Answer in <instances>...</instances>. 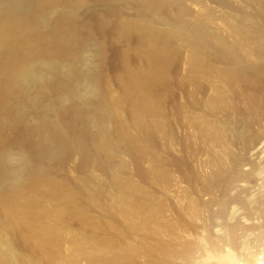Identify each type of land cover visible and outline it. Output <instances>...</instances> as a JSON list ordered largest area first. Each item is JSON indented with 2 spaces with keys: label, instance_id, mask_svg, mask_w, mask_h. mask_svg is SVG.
I'll use <instances>...</instances> for the list:
<instances>
[{
  "label": "bare ground",
  "instance_id": "6f19581e",
  "mask_svg": "<svg viewBox=\"0 0 264 264\" xmlns=\"http://www.w3.org/2000/svg\"><path fill=\"white\" fill-rule=\"evenodd\" d=\"M103 1L106 5L111 1L118 4V6L117 4L114 6L112 2L111 5L115 8L110 7L116 9L114 10L117 15L116 27L122 30L125 34L124 40L129 44L125 49L123 47L122 50L121 48L114 49L116 46L113 45H117V43L112 40L114 38L109 39L111 36L107 34L109 33L108 27H110L109 24L107 26V20L109 19V22L111 20L108 17L109 13L100 15L98 12H93L90 16L88 13L86 19L76 15L80 11H85L84 7L81 10L84 0H0V264H79V259H84L87 264H137L139 261L136 262V258L142 257L140 253L145 254L144 258L148 257V264H164L166 262L170 264L173 260L177 261L176 257L180 252V255L187 259L191 248L188 250L189 253L185 250L189 248L175 253L179 250L177 248L178 250L175 252L172 250V253L171 249L169 251L170 245H163L166 240L164 241L161 237L156 238L155 235L158 237L164 234L161 232L163 228L158 225L163 220L161 214L166 211L165 209L163 212V209L165 207L171 209V207L162 204L167 200H164L165 197L161 200L162 203L157 200L158 203H161L159 205L154 201L157 206H153V201H151V205H147L150 197H147L146 191L150 194V190H146L144 187L146 186L145 180L149 177H144V189L137 188L138 186L134 188V185H131L129 181L132 182L135 173L131 180L129 173L127 176V172L131 169L130 165L137 167L138 163L147 162L148 174L156 180V183L150 184V186L154 187L156 184H160L161 187L158 188L162 189V183L165 184V187L170 185L166 183L169 179L167 164L171 158H168L166 164L165 159L170 155L164 158L166 153L165 151L161 152L162 148L159 144L157 146L158 149L160 147V151L157 150L156 140L159 143V140L164 139V146L167 145L166 142L168 144L175 142L176 145L173 144V146L178 148L176 142L180 140L176 141L177 138L175 139L176 132H173L171 120L175 119H172L174 114H177L178 118L181 113V119L191 125L189 128L192 130L189 132L194 130L196 136L206 139L207 142L205 140L201 142L207 143V154L212 148H218L221 151L218 155L209 153L210 159L208 158V160L210 162L205 159L203 161L206 162V167L208 163V165L212 163L213 166H216L215 171L211 175H207V184L202 178L208 190L216 189L219 185L217 183L221 182L220 172L223 178L225 176L224 170L226 169L221 164L223 156H229L226 159L229 160L230 156H236L238 153L233 155L234 145L231 149L228 147L229 138L227 135L230 133L229 131L232 128L236 130L238 119L239 122L244 120L245 124H249L255 120V118L252 120L251 117L264 116V93L257 90V86L264 84V70H260V72L255 66L256 60L259 62L261 55H264V36L259 34L252 21L256 14L259 16L260 13L264 14V0H242L243 5L238 3L242 6L243 11H241L247 17L246 19L244 16V22L247 23L243 26L242 22L236 25L235 19H233L237 18L236 14L239 15L237 11L236 14L224 13L227 16L222 14L224 17L221 18L216 10L213 9L216 11L215 15L218 13V16L214 15V11H210L212 9L207 10L203 2L198 3L202 0H183L185 4L189 2L202 8L201 14L192 13L191 17L193 18H190L188 11L190 9L187 10V6L182 0ZM223 1L225 3V0ZM85 4L87 3L85 2ZM93 4L95 5V3ZM104 4L102 3V6ZM131 4L135 5L132 6L135 12L126 10L130 8L126 6ZM235 6L233 7L235 8ZM225 7L227 8V6ZM108 8L106 6L105 10ZM237 8L235 10L239 11ZM235 10L232 11L235 12ZM161 11L164 13L169 11L170 14L167 16L163 14L164 16L161 17L159 14ZM248 11L252 14H248ZM85 15L87 14L85 13ZM156 16H158L157 19L153 18ZM111 17L113 20V16ZM217 17L220 18L221 27L215 26L214 30L209 31L210 24L217 23L219 26V22H216ZM111 23L113 22H110V25ZM133 32L138 35L137 39L144 38L146 48L145 46L142 48L145 50L141 47L134 48V45L137 46V41L133 39L134 36L131 37ZM221 36H230L233 41L226 44L230 39H219ZM260 37H263L262 44ZM207 39H213V41L216 39L217 44H220L217 50L221 49L222 51L217 52L215 49L217 44L210 46L211 43H207L210 42ZM254 39L255 41L260 39V41L256 43L257 47L253 50L250 42L253 43ZM207 44L211 47L210 49L208 47L209 50ZM223 47L227 49L224 50ZM242 48H248L245 54L247 57L240 53L239 50ZM135 49L147 59L145 67L133 63L132 55H134ZM181 51L185 53L186 60L188 59L187 63L186 60L182 61L189 64L190 68L187 66L189 72L183 79H179L176 73L173 74V68L171 69L172 60H175L176 56L179 57ZM214 52L222 59V68L221 64H214L215 60L211 62L210 56ZM250 58L251 60H249ZM262 58L264 59L263 56ZM108 59L109 61H107ZM106 62L117 70L115 72H118L117 78H111L108 72H100L101 67L105 66L102 64ZM176 62L175 60L173 63ZM187 68L185 70H188ZM173 77L177 78L180 86L191 84L194 88L190 92L192 97L189 95L192 102L184 101V103L180 99V104L174 103L175 111L169 117V114L166 113L165 103L173 99L171 90L174 85L169 84L170 81L168 82ZM215 77L216 80H219L216 81L217 84L212 82L211 86L208 81L210 82V78L212 81ZM203 79H208V81ZM201 82H207V85L209 84L211 87L208 86L212 89L210 92L218 94L215 98H207L209 99L208 104L207 99L205 101L204 108L208 107L212 114L205 111L206 109L202 107L203 104H201V108L204 110H198L200 104H197L195 98L192 99L197 97L195 91L202 84ZM166 96L169 98L168 102ZM164 97L166 101H164ZM196 106L198 107L196 108ZM243 106L246 107L243 108ZM201 108L199 107V109ZM215 109L219 111L215 112ZM219 113L224 116V120L220 119L221 122L215 119L219 118L217 117L220 115ZM248 119L252 121L250 122ZM175 127L173 126V128ZM245 127L248 128V126ZM234 130L232 133L237 134L238 131L234 132ZM189 132L187 134H190ZM262 132L264 130H261V134H263ZM199 138L195 140L198 142ZM252 138L254 137L252 136ZM263 140L260 142L262 144L258 145V150H264ZM191 142L187 143V147L189 145L191 147L194 141ZM246 143L247 145H243V147L246 146L245 148L252 142ZM160 145L162 144L160 143ZM170 146L169 144L167 149ZM170 150L169 152H171ZM173 150L174 148H172ZM255 150L257 151V148ZM169 152L167 151V153ZM259 152L261 151H257V153ZM237 155L239 156V153ZM72 157L77 158L80 162V164L77 163V166L80 165V167H75L74 171L71 170L72 174H75L74 172L78 168L79 170L82 168V172L85 169L89 171L90 175L87 174L83 180L79 179L77 175L80 171L75 176L72 175L71 178L74 180H70L60 173L66 162L74 160ZM195 157L197 156L195 155ZM187 162L184 166L187 165ZM241 162L238 158H233L232 165L236 167ZM180 163L178 164L180 165ZM182 163L184 164V160ZM191 163L196 167L195 161H191ZM197 164L203 165L199 162ZM197 168L196 173H193L195 177L204 175H201L204 169L201 172ZM190 169L191 171H189ZM192 169L189 166L186 167V171L192 172ZM137 170L142 175L143 172L138 167ZM132 171L129 172L132 173ZM173 171L171 172L173 173ZM198 171L199 174L196 175ZM124 176H127L129 180ZM229 177H233L231 181L239 178L237 175ZM94 178L95 183L91 188L89 186L90 183H93ZM228 179L230 180V178ZM151 180L153 179L150 178ZM133 182L132 184H134ZM141 182L139 181L138 185H142ZM199 182L201 180L197 183ZM147 187H149L148 182ZM152 187H149L152 194H150V199L154 197L153 193L156 194L153 192L156 186ZM192 192H188L186 196ZM163 194L167 195L168 193ZM226 199L225 197L223 200L226 202ZM190 200L191 198L188 201H194L195 198ZM168 202H164V204L167 205ZM180 203L182 205L181 201ZM193 203L195 204V201ZM112 204L111 213L103 212L106 206ZM93 205L97 209L93 208L92 211ZM184 206L179 207L183 209ZM179 207H177L178 211L181 210ZM198 207L197 204L193 205L191 202L187 209L185 206L184 210L193 214ZM169 209L166 212L171 215V210L168 212ZM95 210H100V215ZM101 210H103L102 213ZM167 213L166 215L169 216ZM169 221L171 222V220ZM102 228H106L107 231L109 229L110 235L102 234L106 231ZM101 229L104 230L102 233ZM151 234L156 240L162 239L163 243L155 244V241L150 244V241L153 242ZM176 236L173 235L174 238L171 236L175 239L174 241H176ZM22 243L27 248H23ZM169 243L171 241L167 244ZM239 243L241 244V242ZM177 246L179 247V244ZM177 246H173L174 249ZM157 251L164 255L161 257ZM258 254L257 252L256 256ZM260 254L258 257L254 254L253 257L256 259L251 258L250 262L242 260L247 264H264V255ZM227 256H229V252L222 258H227ZM189 257L191 258L192 255ZM222 258L223 261L224 258ZM253 259L255 260L253 261ZM235 260L233 264L244 263H240L242 260L240 262Z\"/></svg>",
  "mask_w": 264,
  "mask_h": 264
},
{
  "label": "rangeland",
  "instance_id": "374dc122",
  "mask_svg": "<svg viewBox=\"0 0 264 264\" xmlns=\"http://www.w3.org/2000/svg\"><path fill=\"white\" fill-rule=\"evenodd\" d=\"M94 1V2H93ZM88 0V2H87V0H84V2H82L83 4H82V9L81 10H83V7L85 8V11L83 12V11H80V12H78L76 15L78 16L79 15V18L81 17V18H83V19H86V17H88V13H89V16L91 15V14H93V12H98L100 15H102V13L104 14V15H108V13H109V15H108V17H110L111 18V20H110V22H113V23H111V25H110V22H109V19H108V17H107V26H108V24H109V26L110 27H108V32L109 33H107L108 35H111L110 37H109V39L112 37V38H114V39H112V40H115L114 42H116L117 43V45L116 44H114L113 46L115 47L114 49H120L121 48V50L124 48H126L127 47V45H129L128 44V42H126V40H124V35L125 34H123V32H122V30L120 29V28H118L117 29V18H116V14H115V11L114 10H116V9H112V8H115L114 6H116L115 4H117V2H113V1H111V3L110 4H104V1L103 0H99L100 2H102L104 5L102 6V3H98L99 1H96V0ZM183 1V0H182ZM242 0H225V3H224V1L223 0H202V1H198V3H201V2H203V4L204 5H206L205 7H207V10H210V9H212V10H210V11H214V10H216L220 15H219V17H221V18H223L224 16L223 15H225L226 13H232V14H236V11L239 13V15L242 17V19H241V17L238 15V14H236L237 16V18H233V19H235V22H236V25H238L239 23L241 24V22H242V26H243V24H246L247 22H244L245 21V18H244V16L246 17V15L242 12L243 11V9H242V6H240V5H243V2H241ZM85 2L87 3V4H89V5H87V4H85ZM112 2H113V5H111L112 4ZM219 2V3H218ZM221 2V3H220ZM93 3H95V5L93 4ZM129 4L131 3L130 1L128 2ZM183 3H184V5H186L187 7V10L188 9H190V10H188L189 12H190V18H193V17H191V15H192V13L193 14H197V15H199V14H201L202 13V8L200 7V6H198V5H196V4H190L189 2H186V4H185V2L183 1ZM206 3V4H205ZM240 5H239V4ZM222 6H221V5ZM224 4H225V6H227V8L224 6ZM238 4V5H237ZM84 5V6H83ZM220 5V6H219ZM235 5H237V6H239L238 8H237V6H235ZM85 6H87V7H85ZM106 6H107V8H108V6H109V8L108 9H110V10H108V9H106L105 10V8H106ZM110 6H112V8L110 7ZM117 6H118V4H117ZM132 6L134 7L135 5H128V6H126V7H130V8H128V9H126V10H130V11H132L133 10V8H132ZM209 6V7H208ZM233 6H235V8H237V9H239V11L238 10H235V8L233 7ZM199 7H200V9H199ZM204 7V6H203ZM224 7V8H223ZM91 9V10H88V9ZM223 10H222V9ZM214 9V10H213ZM235 10V12L234 11H232V10ZM199 10V11H198ZM242 10V11H241ZM87 11V12H86ZM108 11V12H107ZM134 11V10H133ZM216 11H214L213 13H214V15H215V12ZM226 11V12H225ZM231 11V12H230ZM81 12H83V13H81ZM92 12V13H91ZM118 13H119V11H117ZM135 12V11H134ZM80 13V14H79ZM85 13L87 14V15H85ZM107 13V14H106ZM218 13H216V15L215 16H218L217 14ZM225 13V14H224ZM250 13V11H248V14ZM256 13V12H255ZM255 13H253V14H255ZM82 14V15H81ZM160 14V16L162 17V16H167L168 14H170L169 13V11L168 12H163V11H161V13H159ZM164 14V15H163ZM223 14V15H222ZM252 14V12L250 13V15ZM194 15V16H195ZM258 14H256V16H257ZM261 15H263L264 16V14H261L260 13V16L258 17H256V16H254L253 18H254V20H252L253 22H254V26H255V28H257L258 29V31H259V34L261 33V35H263L264 36V17L263 16H261ZM111 16H113V20H112V17ZM159 16V15H158ZM158 16H156V17H153V18H156L157 19V17ZM193 16V15H192ZM225 16H227V15H225ZM229 16H231V14H229ZM161 17H159V18H161ZM219 17H217V19H216V22H219L220 21V18ZM238 17H239V19H238ZM114 18H116L115 19V21H114ZM214 19L216 18V17H213ZM219 18V19H218ZM240 19H241V21H240ZM244 19V20H243ZM246 19H247V17H246ZM155 20V19H154ZM231 21H232V19H230ZM119 21V20H118ZM173 22H175V21H173ZM233 23V22H232ZM238 23V24H237ZM113 25H114V28H113ZM221 25V22H219V26H218V24L217 23H212V24H210L209 25V31H212V29L216 26V27H221L220 26ZM116 27V28H115ZM245 27V26H244ZM120 29V30H119ZM214 30V29H213ZM202 32H204L205 33V31H203L202 30ZM201 32V33H202ZM112 34H114V36H112ZM259 34H258V36H259ZM117 38H116V37ZM134 36V37H133ZM101 37V36H100ZM131 37H133V39L134 40H136L137 42H136V44H137V46L136 45H134V48H139V47H143V46H145L144 45V38H140V39H137L138 38V35L135 33V32H133V34H132V36ZM117 40H116V39ZM259 38V37H258ZM261 38V37H260ZM263 38V37H262ZM261 38V44L263 43V39ZM219 39H222V40H224V39H230L229 41H227V42H229V43H227L226 42V44H230V41L232 40V37H230V36H221V37H219ZM111 40V39H110ZM208 41H210V42H207V43H211L210 44V46H213L214 44H217V40L215 39L214 41H213V39H211V40H209V39H207ZM216 41V42H215ZM219 41V40H218ZM233 41V40H232ZM231 41V42H232ZM253 41V43L252 42H250V46H251V44H252V48H253V50L254 49H256V47H257V44L256 43H258L259 41H260V39H259V41H255V39L254 40H252ZM123 42V43H122ZM132 42H133V40H132ZM141 44H140V43ZM148 43V42H147ZM147 43H146V45H147ZM112 44H113V41H112ZM125 44V45H124ZM134 44H135V41H134ZM264 44V43H263ZM140 45V46H139ZM142 45V46H141ZM208 45V44H207ZM218 45H220V44H217V45H215V49H216V51L218 52V51H220L221 49H218L217 50V48H219L220 46H218ZM253 45H255V46H253ZM209 45L207 46V49H208V47H209V49L211 48ZM224 46L226 47V45L224 44ZM250 46H248V47H250ZM123 47V48H122ZM145 48H146V46H145ZM147 48H148V46H147ZM224 48V47H223ZM243 48H245V47H243ZM241 49V50H239L240 51V53L242 54H244V56H245V54L247 53L246 51H248V48H246V49ZM143 49V48H142ZM149 49V48H148ZM208 49V50H209ZM225 49H227V48H224V50ZM143 50H145V49H143ZM147 50V49H146ZM223 50V51H224ZM222 51V50H221ZM134 53V55H132V61H133V63L135 64V65H137V66H141L142 65V67H143V65L145 64L146 65V61H147V59H145V57L140 53H138V51L136 52V49H135V51H133ZM182 52V51H181ZM215 53V54H214ZM211 56H210V60H211V62H214V60L216 61V63H214L215 65H219V64H221V68L223 67L222 66V59L220 58V56H218V55H216V52H214ZM218 54V53H217ZM242 54V55H243ZM254 54L256 55V53H255V51H254ZM137 55H141V56H137ZM144 58H143V57ZM243 56V57H244ZM262 56L264 57V55L262 54L261 55V58H259V62L256 60V62L255 63H257L255 66L259 69V71L261 70V71H263L264 70V59L262 58ZM179 57H180V59H179ZM176 56V63H173V62H175V60H172V66H171V69H172V71H173V74L174 73H176V75L179 77V79H183L184 78V76H185V78L187 77V74H188V72H189V64H186L188 61V59L186 60V58H185V53L184 52H182V53H180V56ZM245 57H247V56H245ZM177 58H178V60H177ZM218 58V59H217ZM219 58H220V60H219ZM248 59V58H247ZM182 60H186L185 62L184 61H182ZM217 60H219V61H217ZM249 60H251V58L249 59ZM107 61H109V59L107 60ZM180 61V63H178ZM184 62L183 64H182V62ZM255 61V60H254ZM262 61V62H261ZM178 63V64H177ZM259 63H261V64H259ZM108 63L106 62V63H103L102 65H105V66H103L104 68H105V70H103L104 68L103 67H101V71L100 72H104V73H106V72H108V74H109V76L111 77V78H117V75H118V72L117 73H115L117 70H115V68H112V66L110 67L109 66V64L107 65ZM181 64H182V66H181ZM145 65H144V67H145ZM187 66H188V68H187ZM185 67V68H184ZM103 68V69H102ZM117 68H118V66H117ZM188 69V70H185V69ZM260 71V72H261ZM187 72V73H186ZM176 75H174V76H176ZM176 76V77H177ZM176 77H173V78H170L169 80H168V82L170 81V83L169 84H173L174 86H172V98L174 99H171V101L170 102H168V100H169V98H168V96H166V98H168L167 99V102L168 103H165V109H167V112L166 113H168L169 115V117H171L172 116V113H174V111H175V104L174 103H176V104H180V101L182 102H187V103H190V102H192V100H191V94H190V92L191 91H193L192 89L194 88V86H193V88H192V86H191V84H189V86H188V84H184V86L182 87V86H180L179 85V82L177 81V78ZM218 79V78H217ZM186 80V79H185ZM204 80V79H203ZM207 81H208V79H206ZM206 80H204V81H206ZM210 80V82L208 81V83H211V86H212V82H215L216 84H217V82L216 81H218V80H216V77H215V79H213V80H215V81H211V78L209 79ZM185 82V81H184ZM186 83V82H185ZM202 84L201 85H199L200 83H197L199 86V88L197 89V91H195V93H197L196 94V96L197 97H193L192 99H194L195 98V100L197 101V104L199 105V107L201 108V104H203L204 106H202L203 108L206 106V104H205V101H206V99L207 98H210V99H212V98H215V97H217V93H211L210 92V90H212L208 85H207V82H201ZM206 85H205V84ZM196 84V85H197ZM214 84V83H213ZM215 84V85H216ZM214 85V86H215ZM260 85V84H259ZM121 86V85H120ZM187 86V88H185ZM202 86V88H200ZM208 86V87H207ZM261 87V88H260ZM174 88V89H173ZM176 90V91H175ZM178 90V91H177ZM257 90L258 91H260L262 94L264 93V84L262 85V86H257ZM189 92V94H188V92ZM191 97H190V96ZM181 96V97H180ZM179 97V98H178ZM204 98H205V100H204ZM163 99V98H162ZM181 99V100H180ZM201 99V100H200ZM203 99V100H202ZM180 100V101H179ZM208 100L209 99H207V104H208ZM164 101H166L165 100V97H164ZM200 101V102H199ZM184 102V103H185ZM169 104V108L167 107V105ZM183 104V103H182ZM172 105V106H171ZM242 105V104H241ZM198 106H196V108H197ZM199 107H198V110H204V109H206L205 111H208V113H211L212 111L208 108V107H206V108H201V109H199ZM244 107H246V106H243V108ZM172 108H173V110H172ZM247 109V108H246ZM209 110H210V112H209ZM217 111H219V110H216L215 109V112H217ZM113 112V111H112ZM237 112V111H236ZM238 113V112H237ZM212 114V113H211ZM215 114H217V113H215ZM220 114V113H219ZM171 115V116H170ZM180 115H181V113H180ZM180 115H178V118H177V114H174V117L172 116V119L173 118H175L176 119V122H175V119H173V120H171V127H172V129H173V132H176V134H175V139H176V141H179V142H176V143H178L177 144V146H178V148L181 150H179L177 147L175 148V146H173V144L175 143H169L171 146H170V148L169 149H167V147L169 146V144L166 142V144L168 145H166V146H164L165 145V143H164V139H162V140H159V143L157 142V140H156V148H157V150L158 151H160V147L162 148L161 149V152L162 153H164L163 151H165V153L166 154H164V155H166V156H164V158H166L168 155H170V156H168L167 157V159H165L166 160V164H167V161L169 160L168 158H171L170 160H172L174 163H175V165H174V163L172 162V161H168V164H167V167H168V169H169V179H168V182L166 183V184H170L169 186H167L166 185V187L164 186L165 184H163L162 183V185H163V188L162 189H165V190H163V191H165L166 193H168L167 195H164L163 193H165V192H163L162 191V189L161 188H158V187H161V185L160 184H156L154 187L156 188L155 190H153V192H156V194L155 193H153L154 195V197H152V199H150L151 198V196H150V194H151V187L152 186H150V184L151 185H154L155 183H156V180H155V178L153 177V176H151V175H149L148 174V170L147 169H149V166H148V163L147 162H140V164L138 163V168L143 172L142 173V175H140L139 173H138V170H137V167H133V165H130L131 166V169L133 170H129V171H132V173L131 172H127V174L129 173L131 176H130V180H131V178H133V173H135V175H134V178H137L136 180L134 179H132V182L134 183V184H132V182H130L129 181V183H131V185H134L133 187L135 188L136 186H138L137 188H140V187H144L143 186V181H144V179L146 178V177H149V179L147 178V180H145L146 181V186L144 187L146 190H150V194H148L149 192L148 191H146L147 192V197L149 198V204L147 203V205L149 206V205H151L152 204V202L151 201H153V203H154V205L153 206H157V205H159V204H161L163 201H161L162 199H163V197H165L164 198V200L165 199H167V200H169L170 202H171V204H170V202H168L167 200L166 201H164V202H168V204L167 205H165L164 204V202L162 203L164 206H168L169 205V207H171V209H169V208H167V207H165L164 209H163V212H164V210L166 209V211L169 209V211L168 212H170V210H171V215L173 214V216H171V215H169L166 211L164 212V213H162L161 214V216H162V218H163V220H161V223H159L158 225L161 227V228H163V230L161 231V232H163L164 234L162 235V236H165V237H162V236H158L157 237V235H155V233H154V235L156 236V238H163V240L165 241L166 240V242L168 241V242H170L171 241V243H169V244H167L166 242V244L164 243L163 245L164 246H169L170 245V247L171 248H169V251H170V249H171V251L170 252H172V250H173V252H175V251H177L178 249L177 248H179V250L177 251V252H175V253H179L180 251H188V250H190V248H191V252L189 253V251H188V253H189V256H191L192 255V257L190 258L189 256H187L188 258L187 259H185L184 258V256H182V255H180L181 254V252L179 253V255L176 257V259H177V261L175 260V262H174V260L172 261V262H170V264H233V261L236 259V260H238L239 262L243 259V260H245V261H248V262H250V260L252 261V259L251 258H255L256 259V257H258L259 256V254L261 253L262 255H264V150H258V148H259V146L258 145H261L260 144V142H261V140H263L264 139V132H262L263 134H261V130H264V116H261V117H257V116H254V117H251L252 118V120H254V118H255V120L254 121H252V120H250V119H248L250 122L252 121L253 122V124H251V123H249V121L247 120V122L249 123V124H245V121L243 122H239L240 120L238 119V125H236L235 127H236V130L238 131V133L235 135L234 133H232V131L234 130L233 128H232V130L231 131H229L230 133H228V135H227V137L229 138H227L228 139V147H230L229 149H231L232 148V146H233V155H235L237 152L239 153V156L236 154V156H230V158L231 159H229V160H226V159H228V157L229 156H223L224 157V159L222 158V162H221V164L223 165L222 167L223 168H225L226 170H224L225 171V176H224V178H223V176H222V174H221V172H220V176H221V178H220V180H221V182L220 183H217V187H216V189L214 188V189H212V190H208L207 189V186H205V183H203V180H204V182H206L207 181V175H211V173L212 172H214L215 171V168H216V166H213L212 165V163H210V165H208L207 164V167H206V162H203L204 161V159L207 161L208 160V158L210 157V154L211 155H215V154H213V153H216V155H218V153H219V151L220 150H218V148H212L209 152H208V154H207V143L205 144L204 142H201L202 140L204 141L205 140V142H207L206 141V139H200L199 137H198V135L196 136V132L193 130V132H189V130L191 131L192 130V128L190 129L189 128V125L190 124H188V122H185V120H182L181 119V117L182 116H180ZM223 116V114L221 113L219 116H217V117H219V118H215V119H218L217 121H219V122H221V120L220 119H222V120H224V116ZM252 116V115H251ZM262 118V119H261ZM182 120V121H181ZM169 121V120H168ZM178 121V122H177ZM179 121H180V123H179ZM260 124H259V123ZM178 123V124H177ZM186 123V124H185ZM240 123V124H239ZM175 124V125H174ZM180 124V125H179ZM245 126H248V128L247 127H245ZM251 124V125H250ZM263 124V125H262ZM177 125V126H176ZM173 126L176 128H173ZM245 127V129H244V127ZM251 128H250V127ZM190 127H191V125H190ZM234 127V128H235ZM263 127V128H262ZM242 128V129H241ZM246 129H247V131H246ZM230 130V129H229ZM236 130H234V132L236 131ZM228 131V130H227ZM236 131V132H237ZM246 131V132H245ZM257 131H258V133H257ZM259 131H260V133H259ZM190 133V134H187V133ZM195 132V133H194ZM244 132V134H242ZM187 134V136H186V134ZM247 133V135L245 136V134ZM252 133V134H251ZM232 134V135H231ZM234 134V135H233ZM249 134V135H248ZM259 135V134H261V135H257L256 136V138H255V135ZM184 135V136H183ZM192 136V138H191V136ZM238 135V136H237ZM243 135V136H242ZM233 136H235V137H233ZM240 136V138H238ZM252 136L255 138H252ZM189 138V139H187V138ZM261 137V138H260ZM163 138V137H162ZM190 138H191V140H190ZM197 138H199L200 139V141H198L197 142V140H195V139H197ZM232 138H236V139H232ZM240 139V140H238V139ZM252 138V139H251ZM263 138V139H262ZM192 139H193V141H192ZM198 139V140H199ZM249 139H251V140H249ZM187 140V141H186ZM189 140V141H188ZM237 140V141H236ZM246 140V141H245ZM252 140H254V141H252ZM162 141V142H161ZM166 141V140H165ZM193 142V144L191 145V147H190V145L187 147V143L188 142ZM243 141V142H242ZM245 141V142H244ZM191 142V143H192ZM199 142H201L200 144H199ZM234 142V143H233ZM241 142V143H240ZM246 142H248V144H250L249 142H252L250 145H248L247 146V148H245L246 146H244L243 147V145L244 144H246L247 145V143ZM263 142H264V140H263ZM160 143L162 144V145H160ZM195 143V144H194ZM198 145H197V144ZM233 143V144H232ZM159 144V149H158V145ZM183 144V145H182ZM174 145H176V144H174ZM193 145H195V146H193ZM163 146V147H162ZM182 146H186V147H182ZM258 146V147H257ZM166 147V148H165ZM237 147V149H235L234 150V148H236ZM164 148V149H163ZM172 148H174V152L172 151ZM252 148H254L253 150H254V152L256 151L255 150V148H257V151H261V152H259V153H257V151L255 152V154L257 155H255V154H252L251 155V153H254V152H251V151H253V150H251ZM167 149V150H166ZM171 149V150H170ZM183 149H186L187 151H185V150H183ZM169 150L171 151V152H169ZM178 150V151H177ZM194 150V151H193ZM240 150V151H239ZM250 150V151H249ZM167 151L170 153H167ZM193 151V152H192ZM213 151V152H212ZM231 151V150H230ZM235 151V152H234ZM247 151H249V152H247ZM182 152V153H181ZM185 152H187L186 154H185ZM192 152V153H191ZM221 152V151H220ZM251 152V153H250ZM172 153V154H171ZM185 155H187L188 154V156H185ZM210 153V154H209ZM250 153V154H249ZM128 154V153H127ZM179 154V155H178ZM180 154H181V156H180ZM220 154V153H219ZM241 154V155H240ZM249 154V155H248ZM130 155V154H129ZM191 155V156H190ZM192 155H194L193 157H192ZM195 155L197 156V157H195ZM245 155V156H244ZM174 156V157H173ZM75 157H77V156H75ZM125 157L127 158V155H125ZM188 157V158H187ZM73 159H71L70 158V160H73V161H68V162H66L65 163V166L63 167V169H62V171L60 172L62 175H64L65 177H67L68 179H70V180H74V179H72L71 177H73V176H75V174L76 173H78L79 171V173L77 174L78 175V177H79V179H84L85 177H87V174H89L88 172L89 171H86V169L85 170H83V172H82V168L79 170V168H78V170L76 169V171L74 172L75 174H72L73 172L72 171H74L75 170V167L77 168V167H80V165L79 166H77L78 164H80V162L78 161V159L77 158H74V157H72ZM194 158V160H192ZM233 158H238L239 160H241L242 162L240 163V164H238L236 167H235V165L233 166L232 165V160H233ZM191 159V160H190ZM210 159V158H209ZM184 160V164L182 163V161ZM201 160H202V162H201ZM231 160V161H230ZM188 161V162H187ZM191 161H195L196 162V167H198L197 169L199 170V171H201L202 172V170H203V172L204 171H206V172H200L201 173V175L202 174H204V175H202V176H200V175H198L199 174V171L197 172V174L196 175H198L197 177H195V175L193 174V173H196L195 172V170H196V167H194L195 166V164H193V165H191L192 163H194V162H192L191 163ZM209 161V160H208ZM230 161V162H229ZM181 162V163H180ZM185 162H187L186 164V166H184L185 165ZM202 163L203 165H201V164H197V163ZM210 162V161H209ZM72 163V164H71ZM78 163V164H77ZM115 163V162H114ZM178 163H180V165H182V167H183V169H182V167H180V165L178 164ZM70 164H71V166H70ZM172 164V165H171ZM176 164H177V166H176ZM188 164H190V165H188ZM227 164V165H226ZM200 167H199V166ZM187 166H189L190 168H193L192 169V172H189V171H191V169L189 170V171H186V167ZM210 166H211V168H210ZM72 167H73V169H72ZM172 167V168H171ZM178 167V168H177ZM235 167V168H234ZM195 168V169H194ZM180 169H182V170H180ZM187 169H189V168H187ZM206 169V170H205ZM212 169H213V171H212ZM72 170V171H71ZM173 170H176V171H173ZM177 170H179V171H177ZM86 171V172H85ZM112 171H113V169H112ZM135 171V172H134ZM171 171H173V173L171 172ZM223 171V170H222ZM257 173H256V172ZM256 173V174H255ZM85 174H86V176H85ZM126 174V175H127ZM129 174L127 175V176H129ZM229 174V175H228ZM73 175V176H72ZM90 175V174H89ZM139 177H138V176ZM236 176L237 175V177H239L237 180H235V181H231L232 180V178L233 177H229V176ZM121 176V175H120ZM127 176H124V177H126L128 180H129V178L127 177ZM137 176V177H136ZM142 176V177H141ZM186 176V177H185ZM194 176V177H193ZM205 178H204V177ZM93 177V176H92ZM91 177V178H92ZM145 177V178H144ZM121 178H122V176H121ZM125 178V180L128 182V180ZM141 178V179H140ZM143 178V179H142ZM150 178L151 179H153V180H151L150 181ZM187 178V179H186ZM202 178H203V180H202ZM228 178H230V180L228 179ZM251 178V179H250ZM223 179V180H222ZM228 179V180H227ZM93 180V179H92ZM124 180V179H123ZM199 180H201V182H199V183H202V184H199V183H197ZM80 181V180H79ZM139 181H142L141 183H142V185H138V182ZM149 181H150V183H149ZM153 181V182H152ZM158 181V180H157ZM147 182H148V186L150 187H147ZM153 184H152V183ZM171 182H173V183H171ZM177 182V183H176ZM231 182V183H230ZM237 182V183H236ZM94 183H95V178H94V180H93V183H90V186L89 187H93V185H94ZM135 183H137V185H135ZM157 183H159V181L157 182ZM176 183V184H175ZM225 183V184H224ZM178 184V185H177ZM206 184H207V182H206ZM231 184V185H230ZM160 185V186H159ZM203 185V186H202ZM187 186V187H186ZM205 186V187H204ZM222 188H221V187ZM147 187V188H146ZM154 187H152V188H154ZM165 187V188H164ZM167 187H169L168 189H167ZM229 187V188H228ZM143 188V189H144ZM190 188V189H189ZM181 191H180V190ZM217 189H218V191H217ZM224 189V190H223ZM89 190H90V188H89ZM169 190V191H168ZM176 190V191H175ZM177 190H179V191H177ZM186 190V191H185ZM187 190H188V192H192L194 195H195V197H194V195L192 194V193H190L191 194V196H190V194L188 195V196H186L187 194H188V192H187ZM189 190H191V191H189ZM83 191H85V190H83ZM168 191V192H167ZM173 191V192H172ZM182 191H184V193H182ZM177 192V193H176ZM187 192V193H186ZM220 192V193H219ZM86 193H88V191L86 190ZM186 193V194H185ZM144 194V193H143ZM179 194H180V196H179ZM184 194H185V196H184ZM199 194V195H198ZM204 194V195H203ZM222 194V195H221ZM225 194V195H224ZM85 195V194H84ZM152 195V194H151ZM155 195H156V197H155ZM169 195V196H168ZM192 195H193V197H192ZM227 198L226 199V202H225V200H223L225 197ZM160 196V197H159ZM166 196H168V197H166ZM170 196H171V198H170ZM184 196V197H183ZM199 196H200V198H199ZM144 197V196H143ZM175 197V198H174ZM180 197H183V198H181L182 200L183 199H186L184 202L181 200V199H179ZM220 197V198H219ZM144 198H146V196L144 197ZM159 198V199H158ZM188 198V199H187ZM191 198V200H192V198H195V204L193 203L194 201L192 200H190L191 202H192V204L193 205H198L199 207L197 208V209H195L196 210V212L194 213L193 212V214H192V212H188L187 210L185 211L184 209H185V206H186V209L188 208V204H190L191 202H189L188 200ZM197 198V199H196ZM179 199V200H178ZM157 200L158 201H160L159 203L157 202ZM229 200V201H228ZM158 203L157 205H155L156 203ZM180 201L182 202V205H181V203H180ZM188 201V202H187ZM196 201H197V203H196ZM198 202H200V203H198ZM203 202V203H202ZM225 202V203H224ZM184 203H185V206H184ZM187 203V204H186ZM214 203V204H213ZM205 204V205H204ZM218 204V205H217ZM174 206V207H172V206ZM178 205V206H177ZM111 206V207H110ZM108 205V206H106L105 207V209H104V211L103 210H101V213H102V211L103 212H112L111 210H113L112 208H113V204L112 205ZM162 206V205H161ZM182 206H184V208L182 209V208H180V207ZM204 206V207H203ZM150 207H152V206H150ZM163 207V206H162ZM177 207H179L181 210L180 211H182V212H180V211H178L177 209ZM97 209V208H95V205H93V207H92V211L94 210V209ZM152 208H154V207H152ZM200 208V209H199ZM225 208V209H224ZM175 209H176V211H175ZM207 209V210H206ZM174 211V213H173V211ZM189 210V209H188ZM95 211H97V214H99L100 215V210H95ZM197 211H200V212H197ZM221 211V212H220ZM230 211V212H229ZM188 212V213H187ZM166 213L169 215V216H167L166 215ZM186 213V214H185ZM220 213H222V214H220ZM165 214V215H164ZM183 214V215H182ZM187 215V216H185V215ZM209 214V215H208ZM218 214V215H217ZM220 214V215H219ZM236 214V215H235ZM248 214V215H247ZM189 216H192V217H189ZM195 216V217H194ZM200 216V217H199ZM209 216V217H208ZM215 216V217H214ZM219 216V217H218ZM221 216V217H220ZM180 217V218H179ZM199 217V218H198ZM242 217V218H241ZM175 218V219H174ZM248 218V219H247ZM157 220L156 221H158V218H156ZM198 219V220H197ZM224 219H225V221H224ZM169 220H171V222L169 221ZM160 221V220H159ZM162 221H164V222H162ZM211 221V222H210ZM221 221V222H220ZM223 221V222H222ZM219 222H220V225H219ZM217 223V224H216ZM232 225H234V226H232ZM228 226V227H227ZM236 226V227H235ZM240 226V227H239ZM263 226V227H262ZM179 227V228H178ZM211 227V228H210ZM222 227V228H221ZM234 227V228H233ZM169 228H172L171 230L169 229ZM213 228V229H212ZM102 229H105L106 230V228H102ZM101 229V233H102V231H104V230H102ZM228 229V230H227ZM233 231H232V230ZM168 230V231H167ZM170 230V231H169ZM215 230H216V232H215ZM230 230V231H229ZM107 231V230H106ZM106 231H105V233H102V234H104V235H107V234H109L108 233V231H109V229H108V231H107V233H106ZM112 231V230H111ZM111 231H110V233H111ZM150 231V230H149ZM175 231V232H174ZM113 232V231H112ZM166 232H168L167 234H165ZM171 232L173 233L172 235H171ZM134 233V232H133ZM136 233V232H135ZM170 233V237L168 236V234ZM233 233V234H232ZM234 233H235V235H234ZM18 234V233H17ZM110 235V234H109ZM154 235L153 234H151V240L153 241V242H151L150 241V244H152V243H154L155 241V244H157V243H160V244H162L163 243V240L162 239H157L156 240V238L154 237ZM173 235L175 236V235H177L175 238H176V241H174L175 239H173L174 237H173ZM233 235V236H232ZM133 236H134V234H133ZM135 236H138L137 234H135ZM152 236H153V239H152ZM173 238H172V237ZM240 236V237H239ZM140 237V236H139ZM178 237H179V239H178ZM238 237V238H237ZM164 238H167V239H164ZM169 238V239H168ZM171 238V239H170ZM173 239V240H172ZM178 239V240H177ZM232 239H233V241H232ZM160 240V241H159ZM235 240V241H234ZM246 242H245V241ZM249 240V241H248ZM162 241V242H161ZM232 241V242H231ZM243 241V242H242ZM176 243V245H173V244H175ZM181 244H180V243ZM239 242H241V244L239 243ZM238 243V244H237ZM172 244V245H171ZM179 244V247L177 246ZM28 245V244H27ZM184 245V246H183ZM232 245V246H231ZM241 245H243V246H241ZM256 245V246H255ZM173 246H177L176 247V249H174V247ZM240 246V247H239ZM248 246V247H247ZM22 247L23 248H27V246L24 244V243H22ZM253 247V248H252ZM173 248V249H172ZM185 248H189V249H185ZM220 248V249H219ZM234 248V249H233ZM250 248H251V250H252V252H251V250H250ZM185 249V250H184ZM250 251H249V250ZM221 250V251H220ZM227 251V252H226ZM249 251V252H248ZM254 251V252H253ZM157 252H159L160 254H161V257L164 255L163 253H161L160 251H157ZM172 252V253H173ZM229 252V256H227V258H225V257H223L222 258V256L223 255H225V254H227ZM257 252L259 253L258 254V256H256V254H257ZM159 253H157V254H159ZM224 253V254H223ZM252 253V254H251ZM141 255H142V257L141 256H139V259L138 258H136V262H138L139 264L141 263V264H148L147 262L149 261V259H148V257H147V255H146V257L147 258H144V255L145 254H142V253H140ZM139 254V255H140ZM159 254V255H160ZM171 254V253H170ZM222 254V255H221ZM254 254H255V256L256 257H253L254 256ZM260 254V255H261ZM242 255V256H241ZM261 255V256H262ZM182 256V257H181ZM201 256V257H200ZM219 256V257H218ZM220 256H221V258L223 259V261L221 260V258H220ZM240 256V257H239ZM246 256V257H245ZM217 257V258H216ZM238 257V258H237ZM242 257V258H241ZM155 258V257H154ZM235 258V259H234ZM148 259V260H147ZM175 259V258H174ZM189 259H190V262H188L189 261ZM205 259V260H204ZM220 259V260H219ZM232 259H234V260H232ZM255 259H253V261L255 260ZM185 260V261H184ZM235 260V261H236ZM241 261L240 263H243L244 261ZM232 261V262H231ZM78 263L79 264H87V262L84 260V259H79L78 260ZM137 263V264H138ZM169 264V262H166V263H164V264ZM243 264H247V262L245 263H243Z\"/></svg>",
  "mask_w": 264,
  "mask_h": 264
}]
</instances>
